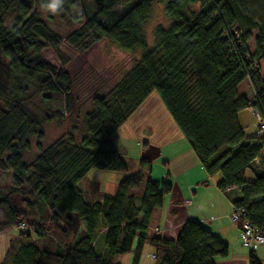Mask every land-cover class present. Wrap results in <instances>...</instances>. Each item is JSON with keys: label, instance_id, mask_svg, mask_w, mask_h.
Returning a JSON list of instances; mask_svg holds the SVG:
<instances>
[{"label": "trees", "instance_id": "trees-1", "mask_svg": "<svg viewBox=\"0 0 264 264\" xmlns=\"http://www.w3.org/2000/svg\"><path fill=\"white\" fill-rule=\"evenodd\" d=\"M130 1L64 0V12L82 8L71 21L83 17V23L62 41L37 16L47 0H0V56L8 61L9 80V85L0 83V174H10L9 183L0 184V234L18 229L27 239L58 235L70 241L55 242L53 249L34 242L11 248L2 264H114V258L129 253L137 264L146 244L155 250L157 264H214L225 258L222 240L194 221L182 226L174 242L149 233L152 215L172 186L145 176L148 162L139 161L137 171L99 203L86 204L77 188L92 170L128 171L113 140L152 94L206 174H220L216 187L223 193L227 187L238 190L241 201L234 206H249L250 222L264 224V176L251 169L264 151V138L246 137L237 122L256 100L264 111L257 65L264 58V0H141L115 22H98L99 15L113 14ZM153 2L164 6L170 25L153 30L154 47L146 50L144 27ZM85 4L91 5L89 16ZM253 31L249 55L246 43ZM101 40L124 53L141 50V57L105 95L91 97L83 117L85 136L78 143L67 134L43 149L41 127L53 117L31 112L26 92L31 88L34 97L66 106L71 85L63 67L41 58L43 43L51 50L66 44L87 51ZM250 89L252 100L246 98ZM32 139L36 155L26 162ZM220 149L223 153L213 159ZM248 169L255 176L249 183L244 181ZM99 238L104 250L97 253Z\"/></svg>", "mask_w": 264, "mask_h": 264}, {"label": "rangeland", "instance_id": "rangeland-1", "mask_svg": "<svg viewBox=\"0 0 264 264\" xmlns=\"http://www.w3.org/2000/svg\"><path fill=\"white\" fill-rule=\"evenodd\" d=\"M141 0H131L121 10L115 11L113 14H101L98 17V22L101 24H111L117 20V18L128 11L132 6L140 2ZM84 15L89 16L91 12V5H84ZM37 16L42 20L48 29L56 34L62 41L69 35L75 32L83 23V17L71 21L77 15L83 13L82 8L71 9L68 12L61 11L59 14H52L45 9H36ZM11 21V18L8 22ZM170 25V20L167 18L164 12V6L162 4L153 2L151 4V10L149 19L144 27V39L146 50H150L154 47L153 30L157 27L166 29ZM256 35V31L251 33V40L246 43L247 51L249 55L253 54L254 45L253 38ZM44 49L41 51V58L53 67L63 70L70 78L71 85L68 96L67 105L64 106L63 102L57 99L51 101H45L39 97L32 95L31 88L26 92L25 98L27 99V108L36 114L42 116L48 114L53 117V120L43 124L41 130L43 132V140L41 146L43 149L50 146L56 139L61 138L67 134H71L74 142L78 143L85 136V129L83 125V117L90 111V99L93 96H103L110 91L121 78L133 68V66L139 61L142 51H136L132 53H124L119 51L116 47L110 44L108 41L101 40L94 43L87 51H76L66 44L60 45L56 50H51L44 43ZM8 61L0 56V83L9 85V80L5 74V69ZM259 73L264 79V58L259 60L258 63ZM154 95V94H153ZM249 96L251 93L249 92ZM58 113L59 115L55 114ZM239 127L243 129V132L248 137H259L263 134L257 132V123L253 117L250 109H246L238 115ZM128 126H124L122 134H124V145L121 147L115 145L118 149L120 157L127 163L128 171L126 173L108 172V171H90L86 178L81 181L80 186L88 188L91 194L88 195L90 199H96L98 194L114 195L116 192L117 184L120 180L129 174L134 173L138 169V151L140 148L137 146V139L127 130ZM128 131V132H127ZM30 151L24 155L26 162L32 160L36 155L35 140L30 141ZM223 153L220 151L213 157L218 158ZM162 161L149 162L148 169L145 172V176H149L150 179L161 178L171 185L177 184L183 186L185 183V177H166L167 171L164 170ZM162 176L166 179H162ZM255 179L254 173L251 170H246L244 174V181L249 183ZM221 180L219 173L213 175L208 183H212L215 187ZM10 181L9 173L0 174V184H8ZM193 192V190H192ZM140 192L135 193L136 202ZM191 191L185 198L190 199ZM200 203L208 206L210 199L208 196H201ZM202 207V206H201ZM101 223V219L99 220ZM58 236V235H57ZM52 235L40 240L34 235H30V239L19 236L18 229H11L0 234V264L10 258L8 255L9 249L17 250L21 245L29 242H34L37 247L41 249L50 248L53 249L55 242L64 244L70 241L62 239L61 236ZM54 238V239H53ZM104 250L103 241L97 239L96 252L100 253V249ZM153 248L146 244L141 252L138 264H148L149 254H154ZM124 264H132V254H125L121 256ZM157 261V260H156Z\"/></svg>", "mask_w": 264, "mask_h": 264}, {"label": "crops", "instance_id": "crops-1", "mask_svg": "<svg viewBox=\"0 0 264 264\" xmlns=\"http://www.w3.org/2000/svg\"><path fill=\"white\" fill-rule=\"evenodd\" d=\"M259 75L264 80L260 73ZM246 98L252 100L251 89L246 93ZM124 126H128L127 130L138 141L139 161L148 163L162 161V175L165 170L166 177H185L183 186L173 184L171 192L164 195L160 208L152 215L149 227L150 230L157 228L158 233L151 234L150 230L149 233L160 240L174 242L182 226L187 221H194L219 237L226 245L225 258H216L214 264H250L248 252L240 245L238 229L230 223L228 217L234 204L241 201L240 192L234 190L223 193L212 183H208L212 176H208L201 167L157 96L150 95L120 128L113 140L116 147L124 145L125 136L122 134ZM147 177L149 178L148 174ZM160 179L154 178L155 181H165ZM162 179L166 178L162 176ZM80 184L81 181L78 182L77 188L83 193L86 204L91 205L101 201L104 194H98L95 200L90 199L88 195L91 191L81 187ZM190 191V199L185 198ZM205 195L210 199L208 206L200 203V197ZM113 263L124 264L121 256L114 258ZM254 263L264 264V245L254 253Z\"/></svg>", "mask_w": 264, "mask_h": 264}, {"label": "built area", "instance_id": "built-area-1", "mask_svg": "<svg viewBox=\"0 0 264 264\" xmlns=\"http://www.w3.org/2000/svg\"><path fill=\"white\" fill-rule=\"evenodd\" d=\"M256 103L257 106L252 108L251 112L257 123V132L263 134L261 137L264 138V111L261 109L257 100ZM251 169L255 173L264 176V151L259 157L253 160ZM234 190L235 188L233 187H227L225 193ZM248 209L249 206H234L228 217L230 223L235 225L238 229L240 245L248 252L249 257L251 256L254 258V253L264 245V224L263 226H257L251 223L248 219ZM150 231L152 234L158 233L157 228L151 229ZM152 258L154 259V256H152Z\"/></svg>", "mask_w": 264, "mask_h": 264}, {"label": "clouds", "instance_id": "clouds-1", "mask_svg": "<svg viewBox=\"0 0 264 264\" xmlns=\"http://www.w3.org/2000/svg\"><path fill=\"white\" fill-rule=\"evenodd\" d=\"M63 4L64 0H47L41 7L52 14H59L63 11ZM152 251L154 252L155 250L153 249ZM148 264H157V261L152 258L151 253L149 254Z\"/></svg>", "mask_w": 264, "mask_h": 264}, {"label": "bare ground", "instance_id": "bare-ground-1", "mask_svg": "<svg viewBox=\"0 0 264 264\" xmlns=\"http://www.w3.org/2000/svg\"><path fill=\"white\" fill-rule=\"evenodd\" d=\"M152 234V233H151Z\"/></svg>", "mask_w": 264, "mask_h": 264}]
</instances>
